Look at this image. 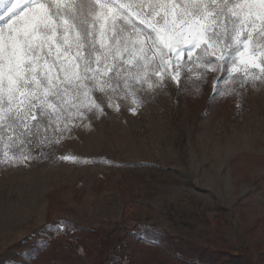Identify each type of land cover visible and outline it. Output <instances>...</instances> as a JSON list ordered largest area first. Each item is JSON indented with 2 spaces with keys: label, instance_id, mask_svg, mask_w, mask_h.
<instances>
[{
  "label": "rangeland",
  "instance_id": "obj_1",
  "mask_svg": "<svg viewBox=\"0 0 264 264\" xmlns=\"http://www.w3.org/2000/svg\"><path fill=\"white\" fill-rule=\"evenodd\" d=\"M138 96L133 113L129 101L114 98L116 111L97 93L104 114L87 113L54 156L45 148L47 159L0 166V264H23L41 230L61 219L116 235L152 224L213 251L246 250L256 261L264 253V84L217 96L208 112L205 98L191 100L168 79ZM69 152L89 162L57 159ZM63 232L47 241L86 256L68 233L55 237ZM132 258L128 250L114 261Z\"/></svg>",
  "mask_w": 264,
  "mask_h": 264
},
{
  "label": "snow or ice",
  "instance_id": "obj_2",
  "mask_svg": "<svg viewBox=\"0 0 264 264\" xmlns=\"http://www.w3.org/2000/svg\"><path fill=\"white\" fill-rule=\"evenodd\" d=\"M209 70L218 96L264 84V0H0V166L54 156L104 114L97 93L135 113L140 91H182L185 72L203 84Z\"/></svg>",
  "mask_w": 264,
  "mask_h": 264
},
{
  "label": "trees",
  "instance_id": "obj_3",
  "mask_svg": "<svg viewBox=\"0 0 264 264\" xmlns=\"http://www.w3.org/2000/svg\"><path fill=\"white\" fill-rule=\"evenodd\" d=\"M206 75L207 82L201 84L190 73L189 81L184 84L181 92L194 101L205 98V110L208 112L218 96L213 91V81L217 74L209 70ZM62 221L68 227L60 226ZM58 226L84 247L86 256L70 247L55 246L47 241L48 237L58 231ZM39 239L24 254L23 264L35 260L44 252L47 256L43 264H118L114 259L128 250L133 251L130 264H264V253L256 261L246 250L238 254L213 251L146 223L138 224L124 235H116L61 219L45 226Z\"/></svg>",
  "mask_w": 264,
  "mask_h": 264
},
{
  "label": "built area",
  "instance_id": "obj_4",
  "mask_svg": "<svg viewBox=\"0 0 264 264\" xmlns=\"http://www.w3.org/2000/svg\"><path fill=\"white\" fill-rule=\"evenodd\" d=\"M58 236H59V237H60V236H63V237L68 238V237H67V233H65V232L55 234V237H58ZM71 240H73V239H71Z\"/></svg>",
  "mask_w": 264,
  "mask_h": 264
}]
</instances>
